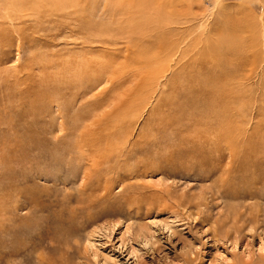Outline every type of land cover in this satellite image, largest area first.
Listing matches in <instances>:
<instances>
[{
	"label": "rangeland",
	"instance_id": "374dc122",
	"mask_svg": "<svg viewBox=\"0 0 264 264\" xmlns=\"http://www.w3.org/2000/svg\"><path fill=\"white\" fill-rule=\"evenodd\" d=\"M0 264H264V0H0Z\"/></svg>",
	"mask_w": 264,
	"mask_h": 264
},
{
	"label": "bare ground",
	"instance_id": "6f19581e",
	"mask_svg": "<svg viewBox=\"0 0 264 264\" xmlns=\"http://www.w3.org/2000/svg\"><path fill=\"white\" fill-rule=\"evenodd\" d=\"M142 62H143V61H141V63H142ZM144 63H146V61H145ZM203 66H204V65H203ZM135 72H136V71H135ZM147 72H148V71H146V72H143V73H145V74H146ZM152 72H153V71H152ZM149 74H150V73H149ZM142 76H143V79H144V76H145V75L143 74ZM181 83H182V82H181ZM230 100H231V99H230ZM231 107H232V106H231ZM261 252H262V251H261Z\"/></svg>",
	"mask_w": 264,
	"mask_h": 264
}]
</instances>
